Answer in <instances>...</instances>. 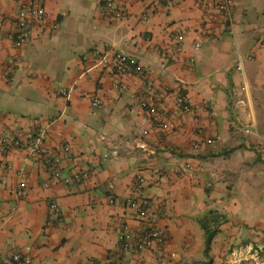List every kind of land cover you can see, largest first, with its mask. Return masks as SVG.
Masks as SVG:
<instances>
[{
    "label": "crops",
    "instance_id": "obj_1",
    "mask_svg": "<svg viewBox=\"0 0 264 264\" xmlns=\"http://www.w3.org/2000/svg\"><path fill=\"white\" fill-rule=\"evenodd\" d=\"M27 1L0 0V159L10 167L0 172V264L14 253L34 264H264V0H234L232 29L221 0H116L123 19L104 0H44L47 17L18 50ZM107 50L154 71L175 130L161 134L143 107L144 77L97 67ZM181 87L199 109L177 108ZM34 120L50 147L71 145L61 179L29 156ZM17 140L23 147L13 149ZM80 170L90 174L84 183H64ZM135 199L148 202L167 242L125 254L119 236L135 242L148 228ZM214 217L206 254L202 221Z\"/></svg>",
    "mask_w": 264,
    "mask_h": 264
},
{
    "label": "built area",
    "instance_id": "obj_2",
    "mask_svg": "<svg viewBox=\"0 0 264 264\" xmlns=\"http://www.w3.org/2000/svg\"><path fill=\"white\" fill-rule=\"evenodd\" d=\"M168 1V0H165ZM177 2V1H176ZM234 0H221L219 4V10L225 15L227 19L226 27L232 29L234 27L233 17ZM104 8L108 15L117 19H123L124 14L121 10L117 9L116 0H104ZM47 17L46 9L44 6V0H28L26 4L22 6L18 13L16 20V35L14 39V46L18 50H22L28 43L31 35V25L33 21H43ZM177 41L181 44L184 41L182 35L177 37ZM199 47H197L198 49ZM98 56L97 67L103 68L109 75L114 77H134L141 76L146 80V90L143 95L142 105L148 109L150 115L161 134L167 135L169 132L175 130V125L166 119L165 115L161 114V108L163 106L164 93H161L152 80V76L155 74L153 70L144 67L137 59L129 55L107 50L106 52H97ZM252 60L253 58H249ZM22 60L17 57L13 60L12 64L8 68V75L10 81H14L16 77V68L21 64ZM126 87L122 86L121 91H125ZM64 95L68 91H63ZM92 106L95 109L102 107V101L99 98H94ZM176 106L184 114L193 112L200 107L195 105L191 98L183 92L182 87L180 93L176 98ZM35 129L28 135L29 156L33 161H47L49 172L55 179H61V168L65 156L71 151L70 144L60 145L52 148L47 144V128L39 125L38 120H34ZM6 142V141H5ZM214 144V140L210 139L206 142V145L210 146ZM23 143L20 140L14 141L12 148H22ZM202 145H195L194 150L199 152ZM7 154V147L0 149V157H4ZM202 169V167H199ZM10 167L0 159V172L8 171ZM185 171L195 170V166L188 162L184 166ZM90 174L86 170H80L74 174L64 178L66 185L76 184L80 185L84 183ZM138 184H144V179L141 176L137 178ZM27 189L25 177L20 174V184L17 189V195L23 196ZM112 202V201H111ZM131 207L139 209V217L145 220L148 224V228L143 235L136 238L135 242L132 240L129 234L123 233L119 236L120 249L125 254H133L136 252H142L147 249H151L154 245H163L167 242L165 232L158 227V220L155 215L151 214L150 207L147 201H140L135 199L130 203ZM50 211L55 220L60 219L61 209L56 203L50 204ZM1 264H34L33 260L23 253H14L12 256L4 259Z\"/></svg>",
    "mask_w": 264,
    "mask_h": 264
},
{
    "label": "trees",
    "instance_id": "obj_3",
    "mask_svg": "<svg viewBox=\"0 0 264 264\" xmlns=\"http://www.w3.org/2000/svg\"><path fill=\"white\" fill-rule=\"evenodd\" d=\"M211 219L206 218L202 221V227L206 232V254H209L212 240L216 234V231L213 230L212 225H211V223L216 222L215 217Z\"/></svg>",
    "mask_w": 264,
    "mask_h": 264
}]
</instances>
